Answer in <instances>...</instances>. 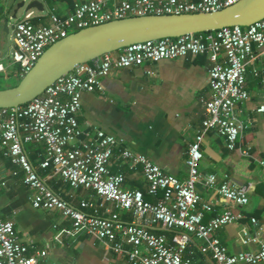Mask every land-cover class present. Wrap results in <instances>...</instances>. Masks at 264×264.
<instances>
[{"label":"built area","instance_id":"built-area-1","mask_svg":"<svg viewBox=\"0 0 264 264\" xmlns=\"http://www.w3.org/2000/svg\"><path fill=\"white\" fill-rule=\"evenodd\" d=\"M237 1L120 0L109 7L106 0H88L74 3L65 15L51 12L46 24L33 22L26 15L13 29L17 75L21 78L29 71L47 47L80 29L133 16L215 12ZM254 46L264 50V18L248 26L136 42L106 53L62 75L31 101L0 108V151L24 171L23 183L33 191L32 207L59 210L70 220V229L60 228L58 234L84 232L124 258L123 264H197L184 255L192 246V238L205 242L199 249L209 254L214 264L262 262L264 241L257 234H249L246 229L238 233L241 244L257 245L253 251L230 252L219 238L222 227L243 218L242 212L232 208L247 204L246 192L229 181L218 183L214 174L202 176L197 168L206 132L214 131L229 150H235L238 139L248 129L236 111L248 100L245 74L247 64L256 58ZM204 54H209L210 60L208 94L199 98L203 119L186 152V179L165 172L102 129L79 126L81 93L97 91L103 95L101 80L112 68ZM256 112L264 118V99L256 105ZM37 143L44 148L38 168L52 169L73 189L91 191L78 206L54 193L30 161L24 145ZM242 154L250 155L249 148ZM113 158L140 165L147 193L156 201L146 200L140 190L125 189L123 174L110 170ZM200 179L206 189L229 203V208L207 220L206 214H212L214 208L211 202H202L196 191ZM93 195L98 201H93ZM121 210L130 213V221L120 217ZM251 221L256 222L254 218ZM142 223L175 231L168 239ZM44 255V251L29 254L13 223L0 217V264H39Z\"/></svg>","mask_w":264,"mask_h":264},{"label":"crops","instance_id":"crops-1","mask_svg":"<svg viewBox=\"0 0 264 264\" xmlns=\"http://www.w3.org/2000/svg\"><path fill=\"white\" fill-rule=\"evenodd\" d=\"M38 1L43 10H21L11 18L17 0H0V11L5 9L8 16L7 29L0 24V64L3 66L0 75L5 78L20 79L13 59L6 64L3 62L7 56L13 57V29L17 21L29 15L33 22L46 24L51 12L65 15L71 12L74 3L88 0ZM106 1L112 7L120 0ZM253 50L256 58L247 64L245 74L248 100L238 105L236 111L248 129L238 139L235 150H229L225 140L214 131L206 132L201 142L203 157L197 165L202 176L214 174L218 183L229 181L248 196L246 205L232 208L242 212L243 218L219 231L221 242L233 253L253 251L257 247L256 244H241L238 238L241 229L257 234L264 241V163H260L264 162V118L256 112V105L264 99V50L256 46ZM209 67V54H204L112 68L101 80L103 95L97 91L81 93V108L77 115L79 126L82 129H102L121 140L122 145L131 151L144 155L165 172L184 180L188 176L186 152L203 119L199 98L208 94ZM245 148H249L250 155L242 154ZM24 149L48 187L70 205L78 206L81 200L91 195V191L84 188H71L52 169L38 168L43 156L42 144H25ZM110 170L123 174L125 189L140 190L146 200L156 201L147 193V182L140 165L133 166L128 161L113 158ZM23 177L21 167L0 151V217L13 223L29 254L45 252L39 264L124 263V258L84 232L58 234L60 228L70 229V220L59 210L32 207L33 191L23 183ZM195 188L202 202H211L214 208L212 214H206L205 220L229 208V203L206 189L201 179ZM91 198L98 201L95 195ZM109 205L104 204L105 207ZM119 213L123 220H131L129 212L121 210ZM251 218L256 222L252 223ZM55 224L57 229L53 228ZM142 224L168 239L175 231ZM204 243L192 238L191 251L187 250L185 257L197 264H214L210 255L199 249ZM256 264H264V261Z\"/></svg>","mask_w":264,"mask_h":264},{"label":"water","instance_id":"water-1","mask_svg":"<svg viewBox=\"0 0 264 264\" xmlns=\"http://www.w3.org/2000/svg\"><path fill=\"white\" fill-rule=\"evenodd\" d=\"M32 8L43 10L38 0H17L11 18ZM262 18L264 0H238L215 12L133 16L80 29L47 47L16 85L0 89V108L23 105L78 65L127 45L234 25L248 26ZM7 23V12L2 9L0 24L4 30Z\"/></svg>","mask_w":264,"mask_h":264},{"label":"rangeland","instance_id":"rangeland-1","mask_svg":"<svg viewBox=\"0 0 264 264\" xmlns=\"http://www.w3.org/2000/svg\"><path fill=\"white\" fill-rule=\"evenodd\" d=\"M13 57L10 55L7 56V58H5V60H3V62L6 64L8 61L10 62V60H12ZM20 79H16L15 77H8L5 78L3 76L0 75V88H5V87H11L16 85L19 82Z\"/></svg>","mask_w":264,"mask_h":264}]
</instances>
